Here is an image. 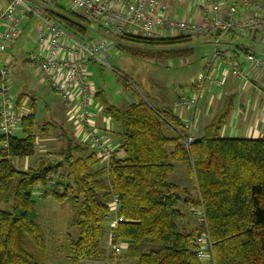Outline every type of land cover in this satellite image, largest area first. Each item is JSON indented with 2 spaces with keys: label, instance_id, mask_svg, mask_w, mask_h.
<instances>
[{
  "label": "trees",
  "instance_id": "1",
  "mask_svg": "<svg viewBox=\"0 0 264 264\" xmlns=\"http://www.w3.org/2000/svg\"><path fill=\"white\" fill-rule=\"evenodd\" d=\"M47 5L42 6L46 19L91 41L89 32L96 29L90 22ZM113 35L119 53L140 60L165 62L193 54L194 38L189 35ZM136 97L124 109L103 102L106 117L120 125L116 158L106 166L92 149L81 154L71 135L62 134L65 147L51 154L54 163L41 161L18 171L11 159L33 157L38 133L48 135L56 128L51 123L37 127L33 111L23 116L20 137H0V264L47 263L46 232L37 219L32 193L48 184L44 196L58 204L70 203L74 211L71 226L78 234L75 240L66 235V264L102 259L112 264H203L196 254L203 226L198 222L194 232L185 234L176 225L181 215L176 208L179 191L186 194V204L203 209L212 264H264V137H220L232 112L228 98L187 149L181 138L187 134L185 125L172 109H154ZM21 100H16V108ZM175 164L187 168L195 197L168 181ZM114 199L119 206L112 215ZM115 218L121 222L110 228L113 248L105 255V226ZM117 242L125 246L120 254L114 252Z\"/></svg>",
  "mask_w": 264,
  "mask_h": 264
},
{
  "label": "built area",
  "instance_id": "2",
  "mask_svg": "<svg viewBox=\"0 0 264 264\" xmlns=\"http://www.w3.org/2000/svg\"><path fill=\"white\" fill-rule=\"evenodd\" d=\"M50 1L7 0L6 6L0 8V54L5 53L16 42L21 17L35 15L44 21L45 26L37 33L36 40L38 45L46 44V55L43 57L38 53H31L26 60L35 68L42 81L66 103L70 101L69 90L76 91L77 100L71 110L72 116L84 136V143L94 151L99 160L107 162L114 156V151L92 127L89 109L93 91L87 82L86 71L91 64H98L119 77L122 75L111 68L107 42L103 38L94 42L82 41L45 18L42 6ZM187 1L195 8L197 22L168 16L161 0H69V12L81 15L92 24L91 27L102 29L105 35L129 33L157 39L175 37L172 33H178L192 36L201 42L212 41L211 58L193 82L194 93L191 97L180 94L173 104L174 108L194 111L201 93L212 87L222 88L227 74L237 80L253 77L264 88V58L252 52L246 53L245 65L242 67L243 64L220 54L218 50L220 40L231 33L255 34L264 41V6L252 0H239V5L219 3L216 0ZM164 32L171 35L163 36ZM218 62L225 67L219 77L215 74V65ZM8 75V68L0 63V137L13 135L23 118L8 94ZM255 85L251 86L257 88ZM190 127V123L185 124L187 134L181 135L187 149L194 142V137L189 134ZM118 206L119 203L114 199L113 213ZM195 212L199 214V224L204 228L203 233L197 237L196 254L202 262L212 264L210 240L202 207L198 206ZM118 222L121 219L115 218L110 222V227L114 228ZM120 251L121 248L115 247L116 254H120Z\"/></svg>",
  "mask_w": 264,
  "mask_h": 264
},
{
  "label": "rangeland",
  "instance_id": "3",
  "mask_svg": "<svg viewBox=\"0 0 264 264\" xmlns=\"http://www.w3.org/2000/svg\"><path fill=\"white\" fill-rule=\"evenodd\" d=\"M5 5L6 1L0 0V7H4ZM69 5V0H51L47 7L50 10H55L58 7L64 11H68ZM175 17L178 20L189 21L188 18L181 17V13L176 14ZM50 20L53 21L52 19ZM44 26V21L35 15L21 17L16 43L10 48L11 50L9 49L16 61H13L8 66V94L13 103L17 98H23V103L18 109V113L24 116L33 111L37 127L43 123H51L56 126L48 135L40 134L36 131V134L38 133L37 146L35 155L31 159L27 161H23L22 158L11 159L12 165L18 171L34 168L41 161L46 164L51 160H55L51 154H56L65 147L66 139H63L62 134L68 137L71 135L77 141V135L73 133L75 131L73 123L75 122L67 115L61 96L54 93L49 85L42 81L33 66L27 61H23L29 54L38 52L36 35ZM169 35L171 34L168 32L163 33V36ZM172 35L181 34L172 33ZM236 40L242 43V39L236 38ZM206 44L208 42L193 39L192 56L165 62L136 59L121 54L113 46H109L107 55L110 66L121 74L122 77L114 74L111 70L95 64L91 66V75L88 82L95 90L99 89L103 92L108 104L121 109L127 106L129 92H133L135 97L138 94L154 109L174 108L173 104L179 95L189 93L190 84L196 81L198 75L202 72L204 64L211 58L213 48ZM246 44L247 46L253 45L255 48H260L254 42L253 44L249 42ZM0 56H5V53L0 54ZM94 104L99 105V101L94 100ZM228 118L224 125H227ZM111 125L114 134L117 131L119 132L120 125L118 123L111 122ZM14 136H21L19 128L15 131ZM115 138L117 142L118 137L115 136ZM112 146L113 149L116 147V151H118L119 144ZM88 152L89 150H86L84 154ZM118 156L122 157L123 154L118 152ZM168 181L177 185L181 190L185 189L189 196H196L194 180L187 173L184 165L175 164L173 173L169 176ZM49 189V184L46 187H36L33 191V200L36 205L37 215L41 221L40 223H42L46 231L47 248L50 249L49 256H51L65 251L62 247L66 243V233L71 235L73 240H75L78 232L77 229L71 226L74 211L70 203L58 204L51 199L42 200L39 197L41 192L49 191ZM178 195L179 199L177 200L176 208L181 215L176 220V225L179 232L189 234L195 231L199 222V214L195 212L197 207H190L185 203L186 194L179 191ZM112 207L111 214L113 215ZM5 208V206L2 207V209ZM6 209H10V207ZM191 209L195 211L193 212ZM116 245L123 248V245L118 242ZM101 247L105 252H112L113 246L111 245H108L107 249L102 242ZM203 264L210 263L203 262Z\"/></svg>",
  "mask_w": 264,
  "mask_h": 264
},
{
  "label": "crops",
  "instance_id": "4",
  "mask_svg": "<svg viewBox=\"0 0 264 264\" xmlns=\"http://www.w3.org/2000/svg\"><path fill=\"white\" fill-rule=\"evenodd\" d=\"M5 1L7 3V0ZM216 1L219 3H229L231 5H239V0H216ZM252 1L258 2L259 4L264 6V0H252ZM161 4L164 6L165 12L168 16L175 17L176 14L181 13V17L183 16L185 18H188L190 22H197L198 20L197 19L198 17H196L195 14V8L193 4L191 2H188L187 0H161ZM4 7H0V8H4ZM92 29L94 28L92 27ZM95 29L96 30L95 31L92 30L89 35V39H91V41L94 42L96 39L103 38L107 42L108 48L109 46L114 47L113 34L105 35L102 29L99 28L98 31L97 28ZM236 38L242 39V43L241 41L237 42ZM207 42L208 44L206 45L211 46L213 48L212 41H207ZM247 42H249L250 44H253L254 42L255 44L259 45L260 48H255L253 45L247 46L246 44ZM15 43L12 44L7 49V51L10 48H12L15 45ZM37 49H38L37 52L38 54L42 55L43 57L46 55V51H47L46 44H44L43 46L38 45ZM10 50L8 54L7 51L5 52V56H0V63L6 66L8 70H9L8 66L13 61H16L13 55L10 53ZM218 50L220 51V54H223L224 56H229L232 58V60H235L241 65L243 64L242 65L243 67L245 65L244 55L246 53L252 52L257 54L261 58H264V41L258 38L255 34L246 33L244 35H239V34L231 33L220 40ZM26 59L27 57L24 58L23 61H27ZM218 63L219 64L215 65L216 66L215 74L216 76L219 77L220 74L224 71L225 67L222 63L220 62ZM92 65L94 64H91L86 71L87 82L89 81L91 75L90 69ZM252 84H256L255 86L257 88H253L251 86ZM192 85L193 83H191L189 86V93L186 94L183 93V95H185L186 97L192 96V94L194 93V89ZM89 86L93 91V95L91 97V102H90V109H89L92 127L104 142L106 141L107 143L110 144L109 145L105 142L106 145L111 150L116 151V147L113 149L112 145L114 146L116 144L120 145V135L118 131L116 134L113 133L111 120L108 119L103 112V102L104 101L107 102V101L101 90L99 89L95 90V88L92 87L91 84H89ZM75 92H76L75 90L70 89L69 90L70 101L69 103L63 101V103L66 107L67 115H69V117L75 122L73 123L74 125L73 127L75 128V131L73 133L77 135L76 142L81 148L80 153L84 154V150L90 151L91 149L84 143V136L82 135L80 129H78V125L76 124V121L71 113V110L74 109L77 100ZM128 97L129 98L127 99L128 100L127 104L135 102L137 99L134 96L133 92H129ZM228 98L232 99V106H233L232 112L228 118L227 125H223L220 131V137L223 138L240 137L245 139H258L264 137V88H261L257 84V79H254L253 77L248 78V80L246 79L237 80L235 78L230 77L229 74H227L222 88L212 87L210 89L204 90L201 93V95L198 98L197 106L194 111L184 108H177V109L171 107L170 108L172 109L173 112L175 111L174 114H176L181 119L184 125L187 123L191 124L189 134L192 137L197 138L202 135L204 128L210 123L212 118L221 110L225 100H227ZM94 100H98L99 105L94 104ZM15 103L16 101L14 102V104ZM22 103H23V98L19 103V107L16 108L17 110L21 107ZM115 136L118 137L117 142L115 140L116 139ZM22 159L23 161H27L28 159H31V157L22 158ZM51 162L54 163V160L53 161L51 160ZM100 164L106 166V162L102 161ZM44 194H45L44 192H41L39 195V197H41L42 200L50 199L49 196H44ZM35 211H36V207H35ZM37 214L38 213L36 212V215ZM37 219L40 223L41 221L38 215H37ZM40 224L42 225V223ZM110 228H111L110 223L107 226H105V236L103 237L102 240L103 244H105L107 249H108L107 246L111 245ZM65 245L66 244H64V246L62 247L64 250H65ZM124 247L125 246L123 245V248ZM49 252L50 249L47 248L46 264H66L65 262L66 251L51 256H49ZM104 253L105 255H109L108 252H104ZM77 264H112V263L107 261V259H102L100 261H78Z\"/></svg>",
  "mask_w": 264,
  "mask_h": 264
}]
</instances>
